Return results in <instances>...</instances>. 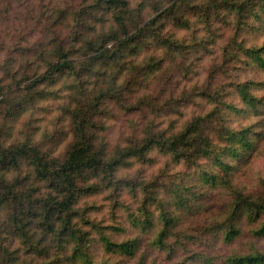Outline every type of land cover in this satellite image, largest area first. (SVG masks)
<instances>
[{"label": "trees", "instance_id": "trees-1", "mask_svg": "<svg viewBox=\"0 0 264 264\" xmlns=\"http://www.w3.org/2000/svg\"><path fill=\"white\" fill-rule=\"evenodd\" d=\"M52 1L45 38L18 41L23 62L0 68V106L17 117L68 102V143L59 155L9 142L0 125V264H264L255 240L235 245L245 230L264 237V173L250 170L264 148V0ZM178 55L189 81L159 100L152 83ZM251 69L263 77L241 74ZM200 96L210 108L179 131L107 148L115 106L134 113ZM155 148L168 157L157 174L120 175Z\"/></svg>", "mask_w": 264, "mask_h": 264}, {"label": "rangeland", "instance_id": "rangeland-1", "mask_svg": "<svg viewBox=\"0 0 264 264\" xmlns=\"http://www.w3.org/2000/svg\"><path fill=\"white\" fill-rule=\"evenodd\" d=\"M79 0H53L55 5L71 4ZM18 0H0V68L3 66L19 67L22 59L17 54H12V48L18 41L27 43L35 39L43 40L45 38L43 21L40 22L43 6H52L50 0H25L19 3ZM66 2V3H65ZM65 6V5H64ZM45 10L47 8H44ZM43 20V17H42ZM225 30H222L224 34ZM225 39L222 38L221 40ZM224 42H219L220 46ZM13 55V56H12ZM12 56V62H10ZM206 57L199 65L201 75L195 80L203 82L206 77V71L217 57ZM186 58L180 57L175 60L176 64L171 69L169 76H163L152 83L150 92L152 96L160 97L162 100L166 96H177L180 92L181 85L188 82V76L184 71V61ZM9 68V67H7ZM198 70V67L197 69ZM246 78H261L263 74L254 70H242L241 74ZM203 74V76H202ZM224 76L220 75L218 80H223ZM192 80L191 82H194ZM152 90V91H151ZM65 94L66 89H64ZM261 92V91H260ZM70 94V93H69ZM68 101V99H67ZM68 102L61 99L52 101H42L28 107L17 117H8L5 113L6 106H0V125L5 126L7 141H33L40 142L46 150H51L55 154L62 155L64 148L68 143L67 139H62L60 134L64 135L62 127L67 125L64 121L63 111ZM160 106L147 108L139 112L129 113L115 106L113 116L107 122V129L103 136L107 142L109 150H115L116 146H126L135 139L145 137L155 133H166L179 131L183 128L188 120L194 116L204 113L210 104L204 97H196L186 103L181 99L175 106H165L159 101ZM172 104V103H171ZM238 122L235 123V125ZM150 163L141 161L138 158H130L122 169L120 175L138 176L141 178H150L157 174L167 160V155L156 148L149 153ZM259 169L264 173V148L262 154L255 159L250 170ZM251 240L261 247L264 246V237L255 239L249 231H244L243 235L237 239L235 245L238 248L245 246V243ZM225 251V247H222Z\"/></svg>", "mask_w": 264, "mask_h": 264}]
</instances>
